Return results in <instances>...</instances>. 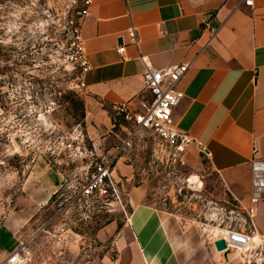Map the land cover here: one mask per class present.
<instances>
[{
  "label": "crops",
  "instance_id": "obj_1",
  "mask_svg": "<svg viewBox=\"0 0 264 264\" xmlns=\"http://www.w3.org/2000/svg\"><path fill=\"white\" fill-rule=\"evenodd\" d=\"M132 25L138 45L127 36ZM82 37L92 66L84 75L86 96L111 108H138L144 92L142 57L158 69L190 64L179 84L184 98L174 110L175 125L193 145L209 152L212 169L230 195L247 206L253 193L252 164L264 161V0H254L253 7L244 0H96ZM122 38L126 51L120 55ZM4 94L0 81V114ZM102 115L95 114L96 123L104 120ZM40 162L47 173L54 170L57 185L58 171L45 156L31 166L45 204L56 190H48L34 174ZM131 202L129 228L115 242L117 259L87 264H216L225 254L206 248L194 230L182 233L173 216L141 206L135 198ZM4 229L17 246L1 262L21 243L17 225L0 226V234Z\"/></svg>",
  "mask_w": 264,
  "mask_h": 264
},
{
  "label": "rangeland",
  "instance_id": "obj_2",
  "mask_svg": "<svg viewBox=\"0 0 264 264\" xmlns=\"http://www.w3.org/2000/svg\"><path fill=\"white\" fill-rule=\"evenodd\" d=\"M76 13L77 0H0V81L5 88L0 114V226H18L19 236L28 241L32 251V262L26 264H87L103 257L115 261V242L129 228L135 198L141 206L173 216L182 233L194 230L210 248L206 233L213 236L219 232L214 214L231 218L235 199L209 158L195 145L189 144L181 153L166 148L161 151L153 139L142 142L118 163L115 177L122 205L116 204L112 212L104 211L98 217L90 215L86 224H77L76 233L80 234L71 235L72 251L60 256L49 234L33 236L57 208L51 202L46 207L40 202L42 192L31 174V149H19L7 140L6 135L15 132L9 122L14 119L19 125L27 115L33 121L40 119L37 124L47 121L64 130L83 122L97 144L104 143L109 149L114 142L108 119H112L113 108L90 101L77 87L78 69L66 61L68 21ZM32 96L37 97L30 100ZM98 113L104 120L96 123ZM33 129L26 131L33 135ZM42 166L40 162L34 174L48 190H57L51 176L54 170L47 173ZM194 179L202 184H191ZM256 222L264 233V205H259ZM261 233L255 237L253 250L228 251L215 259L216 264H264ZM0 246V261L17 246L7 229L0 234Z\"/></svg>",
  "mask_w": 264,
  "mask_h": 264
},
{
  "label": "built area",
  "instance_id": "obj_3",
  "mask_svg": "<svg viewBox=\"0 0 264 264\" xmlns=\"http://www.w3.org/2000/svg\"><path fill=\"white\" fill-rule=\"evenodd\" d=\"M95 1L77 0L76 16L68 21L70 36L66 61L78 69L77 87L84 91L86 87L84 75L92 70V66L82 37V25L90 15V9ZM244 3L249 7L254 6V0H244ZM204 24L208 26L207 22ZM127 36L131 44L138 45V30L135 26L128 28ZM125 51L126 44L123 41L118 47V53L123 55ZM141 59L144 64L142 75L144 92L138 97L137 109H131L126 105L113 107L111 134L114 142L109 149L104 147V143L97 144L90 138L83 122L65 130L47 121L37 124L35 121L39 122L40 119L33 121L27 115L19 125L14 119L9 122L10 130L15 132L7 134L6 137L14 147L31 149L32 164L38 157L45 156L57 168L59 187L44 204L46 207L51 202L57 211L33 236L49 234L53 247L55 246L60 256L72 251L71 235L77 234L76 229L80 227L77 224H86L90 215L95 216L96 213L98 217L104 211L112 212L111 208L114 205H122L119 182L115 177L116 167L142 142L153 139L154 145L161 151L166 148L177 153L184 152L192 143L186 134L177 129L174 120V110L184 98V93L179 90V84L187 74L190 64L158 69L146 58ZM10 87L14 89L16 85ZM34 97L32 96L30 100ZM33 127V135H30L26 128L32 130ZM200 148L202 153L210 158L209 152L202 146ZM252 170L253 193L249 204L243 206L235 200L237 205L230 210L229 219L222 214H214L219 232L213 236L206 233V237L216 251L218 250L215 243L220 240L225 241L227 245V249L221 253L239 248L251 251L255 248V237L260 233L256 218L259 205L263 201L261 196L264 194V161H254ZM50 227L53 228L52 232L48 230ZM27 242L21 239L19 248L7 260L0 261V264H14L12 262L17 255L22 256L24 262L15 264L32 262V251Z\"/></svg>",
  "mask_w": 264,
  "mask_h": 264
},
{
  "label": "bare ground",
  "instance_id": "obj_4",
  "mask_svg": "<svg viewBox=\"0 0 264 264\" xmlns=\"http://www.w3.org/2000/svg\"><path fill=\"white\" fill-rule=\"evenodd\" d=\"M191 184H202V182L199 180V179H194L192 181H190ZM202 186V185H201ZM259 235V234H258ZM258 235L256 237H258ZM241 248H239L240 250ZM219 252V251H218ZM23 262V259H22V256L20 255H17L14 259H13V262L12 263H22Z\"/></svg>",
  "mask_w": 264,
  "mask_h": 264
},
{
  "label": "water",
  "instance_id": "obj_5",
  "mask_svg": "<svg viewBox=\"0 0 264 264\" xmlns=\"http://www.w3.org/2000/svg\"><path fill=\"white\" fill-rule=\"evenodd\" d=\"M120 43H123V40L120 41ZM215 246H216V248H217V250H218L219 252H222V251H224V250L227 249V245H226L225 241H223V240L217 241V242L215 243Z\"/></svg>",
  "mask_w": 264,
  "mask_h": 264
},
{
  "label": "flooded vegetation",
  "instance_id": "obj_6",
  "mask_svg": "<svg viewBox=\"0 0 264 264\" xmlns=\"http://www.w3.org/2000/svg\"><path fill=\"white\" fill-rule=\"evenodd\" d=\"M5 84V83H4Z\"/></svg>",
  "mask_w": 264,
  "mask_h": 264
}]
</instances>
